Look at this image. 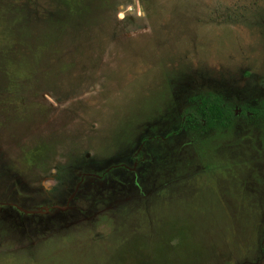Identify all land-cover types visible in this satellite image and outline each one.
<instances>
[{
    "label": "rangeland",
    "instance_id": "rangeland-1",
    "mask_svg": "<svg viewBox=\"0 0 264 264\" xmlns=\"http://www.w3.org/2000/svg\"><path fill=\"white\" fill-rule=\"evenodd\" d=\"M264 0H0V264H264Z\"/></svg>",
    "mask_w": 264,
    "mask_h": 264
},
{
    "label": "trees",
    "instance_id": "trees-1",
    "mask_svg": "<svg viewBox=\"0 0 264 264\" xmlns=\"http://www.w3.org/2000/svg\"><path fill=\"white\" fill-rule=\"evenodd\" d=\"M264 118V102L255 108L243 107L239 116L236 108L228 105L222 97L209 94L201 97L197 106H191L182 113V126L201 127L204 131L227 128L237 117Z\"/></svg>",
    "mask_w": 264,
    "mask_h": 264
}]
</instances>
